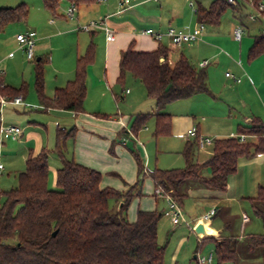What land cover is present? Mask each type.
Wrapping results in <instances>:
<instances>
[{"label": "crops", "instance_id": "1", "mask_svg": "<svg viewBox=\"0 0 264 264\" xmlns=\"http://www.w3.org/2000/svg\"><path fill=\"white\" fill-rule=\"evenodd\" d=\"M211 1L213 0H131L126 6L120 8L119 0H105L103 2L96 0V2L90 4H79L76 7L75 17L70 21H67L65 15L59 13L57 8L55 11H50L45 6H43L45 10L39 12L41 17L38 21L26 18L23 21V27L31 28L36 33L35 54H38V56L35 60L41 59L44 62L43 64L50 63L48 66L45 65L46 68L44 66V91L47 96L52 97L56 88L64 86L67 81L74 77L76 60L85 53L90 43L94 46V57L86 72L85 112L78 115L66 110L42 109L38 104L34 90L31 91V76L26 77L28 82L26 83L27 89L22 98L24 102L28 101L31 104L29 106L9 104L1 112L0 124H13L21 128V135L18 138L0 136V159L4 164L2 173L6 169L11 171L12 168L21 167L23 161L25 164L28 153L35 154L41 148L49 150V169L55 172V169L60 166V161L52 150L55 129L57 126L65 129L74 127L73 137L66 141L67 158H72L79 164L99 171L101 173V187H111L125 191L130 185L135 183L138 178L137 164L131 150L127 147L130 139L124 141L119 133L129 128L133 113L151 111L154 108V101L148 97L149 102L146 106L143 104L131 105L128 109H125L127 107L124 104L125 100L131 104L138 97L136 90L135 92L131 91L126 86L129 83H133L134 88L137 87V91L140 94L142 91V88H139L140 81L130 74L126 75L122 84L117 82L120 53L130 43H133V49L141 51H151L156 49L158 45H163L169 50L168 60L170 62L183 55L192 64L199 67L198 61L208 59L205 69L210 66L213 60L219 65L224 59V54L231 56L232 60L229 64L233 68V75L240 78V81H233L225 75L227 72L225 71L224 77L230 79L231 84H229V87L224 84L220 88V94L224 95L226 99L228 115L229 113L232 114V110L235 114V125L226 122L225 126H219L216 117L210 114L207 117H202L209 125H201V128L199 122L195 123L194 115L173 112V108L167 109L166 105L163 111L171 115L170 131H174V136L184 138L183 136L186 134L187 129L195 126L198 134L212 137L215 140L244 134L239 133V128L247 127L254 117L260 118L264 123V53L254 59H248V49L253 39L246 37L249 36L250 29L245 25L242 17L246 16L247 13L241 14L243 8H247L245 5L232 8L231 13L227 15L230 19L227 20L225 28H219L220 21L217 25H209V27H206L205 24V29L200 39L192 44H182L179 47H174L170 44L167 37H163L160 42H157L142 33V30L147 28L164 32L169 26L182 30H191L200 23L196 15V8L199 5L206 6ZM19 3H16V5ZM25 4L29 8V5ZM236 14L238 17H236ZM99 17L106 18V23L114 34L112 40L108 41L106 34L102 30L82 32L77 29L78 24ZM238 21L243 22L244 28L241 39L236 41L233 38V28ZM11 24L13 25V23H9L4 27L8 36H1L0 34V69L3 71V84L18 88L17 85H13V83L6 80L7 77L5 78L4 75L6 74L7 76V72L5 73L3 70V67L8 68L10 62L8 59L12 57L9 56L12 53L10 49L15 52L21 50L18 46L16 35L20 33L22 27L20 25L9 26ZM8 37H10V41L7 40ZM54 41H57L60 45L64 43V46L61 45V47H65L63 51L64 57H60V59H57L54 53L60 48V45L56 46ZM183 45L185 46L183 47ZM191 47L193 49H190ZM191 56L196 60L195 63H193L194 59L192 60ZM237 57L238 61L236 62ZM21 78L24 77L21 75ZM210 78L213 79V76ZM22 82L24 83L25 81L22 80ZM199 94L197 93L180 100L187 101ZM233 97L237 99H233ZM213 98L216 100L220 97L214 95ZM26 111L30 112L29 116L24 115ZM101 114H105L107 117ZM63 118L66 119V123L62 122ZM234 127L237 128L235 133L234 129H232ZM147 128V126H144L135 136L128 133L130 137L133 136L135 139L133 148L138 153L144 169V176L138 188L140 194L133 195L126 209V217L130 222L136 219L138 210H157L161 213L160 217L162 214L164 216L167 215V202L162 197L154 194L155 187L147 174L154 168L169 169L175 167L160 165L161 161L159 162L157 155L162 147L159 148L158 144H153L158 137H155L152 132H148ZM245 135V140L254 138L252 135ZM8 139L11 141L8 142ZM184 139L185 142L181 149L182 156V151L191 138H187L185 135ZM199 152L207 154V158L212 152V145H207L203 149L197 148V151L194 152L193 159L202 162L206 158L201 161L197 157L195 158V153L197 155ZM53 156L57 157L59 164L53 159ZM183 160L185 165L184 156ZM163 164L165 163L163 162ZM249 165H256V172L254 174L255 178H252V186H248L247 191H245L240 183V171ZM260 166H264V152L252 158L240 159L236 172L228 177L224 190L208 189L197 181L185 183L183 186L185 196L181 207L185 201L187 202V209L192 210V212H194L193 208L203 209L208 205L215 209V213L208 223L202 222L200 217L197 218L195 212L192 217L188 212L183 211L186 221L187 215L192 218L191 222L193 223L189 228L197 238L212 237L223 239L232 237V234H234L233 236H237V240H242L248 234H256L255 232L245 231L251 224V218L245 211H242L240 216L237 215L240 218L238 224H235L234 230L230 229L227 216H231L230 202L233 200L240 203L246 201L251 206L249 198L256 195L259 186H264V179H262V176H264L263 169ZM19 172L13 170L14 176L12 175L11 185L3 190L15 187L14 183H17L16 177ZM2 173L0 174L1 176ZM210 173L211 170L208 167L201 170L203 176L208 177ZM6 176L9 177V174H6ZM138 189L134 191L137 192ZM120 203V201H111V207H120ZM160 207L162 212L159 210ZM243 214H245V217H243ZM254 217L255 221H260L257 216L254 215ZM194 218L196 219L193 221ZM215 218L219 219L216 223L213 222ZM159 221L160 218L158 220L157 235L160 227ZM187 223L189 226L190 222L187 221ZM228 231L230 233H227ZM211 244L213 246V243ZM200 248L201 246L198 249ZM196 250H194L195 253L192 255V259L198 264L196 256L199 252Z\"/></svg>", "mask_w": 264, "mask_h": 264}, {"label": "trees", "instance_id": "2", "mask_svg": "<svg viewBox=\"0 0 264 264\" xmlns=\"http://www.w3.org/2000/svg\"><path fill=\"white\" fill-rule=\"evenodd\" d=\"M59 0H44V6L55 11ZM78 6L96 0H69ZM245 5L238 1L228 5L224 0H213L199 5L196 15L200 23L217 25L228 7ZM29 8L25 3L13 7H0V32L6 25L25 21ZM264 17V11L260 13ZM130 43L120 53L117 82L122 84L127 74L137 78L147 97L154 101V108L131 116L130 126L120 135H137L146 122L154 120L155 137L170 134L171 115L165 106L173 101L188 98L197 93H211L204 67H197L180 55L170 62L168 49L158 45L151 51L135 50ZM264 53V33L255 35L248 49V59ZM94 46L88 45L85 53L77 58L74 77L49 97L44 91V66L41 59L34 60V93L44 110L60 109L74 115L85 112L86 72L93 61ZM3 74H0L2 82ZM3 84V82H2ZM26 84L18 88L8 85L0 92L9 97L26 93ZM24 100V99H23ZM100 115V114H96ZM107 117L105 114H101ZM74 127L57 126L53 151L60 161L55 169V188L48 187L49 150L41 148L28 153L24 169L17 174L15 187L0 191V264H164L165 244L158 242L157 227L161 213L157 210H138L136 219L130 222L126 209L139 187L144 169L138 153L131 149L136 160L138 178L125 191L101 187V173L66 157V141L74 135ZM239 133L252 135L244 142L237 137L215 139L211 154L202 162L193 159L197 151V138L188 141L182 151L183 167L154 168L148 176L163 194H169L181 206L185 193L183 186L190 181L200 182L208 189L224 190L228 177L236 172L240 159L252 158L264 152V123L254 117ZM210 168V176L201 174ZM138 189L137 192L134 190ZM251 208L264 228V186H259L250 197ZM111 201L121 202L111 207ZM55 234L53 235V232ZM245 246L252 251L263 248L261 261L240 263L237 238L215 239L204 237L198 248L213 243L215 264H264V233L246 235Z\"/></svg>", "mask_w": 264, "mask_h": 264}, {"label": "rangeland", "instance_id": "3", "mask_svg": "<svg viewBox=\"0 0 264 264\" xmlns=\"http://www.w3.org/2000/svg\"><path fill=\"white\" fill-rule=\"evenodd\" d=\"M195 1H202V0H195ZM19 2H25L29 5V15H28L27 19L32 18L33 20L38 21L41 17L39 12L45 10L43 7L44 6L43 0H0V7H12V6L16 5V3H19ZM68 6H69V1L60 0L58 3V6H57V10L59 13L64 14V11ZM245 6L247 8L246 9L243 8V12L241 14L247 13V15H246L247 17L245 15L242 17V18H244L243 20L245 22V25H247L248 28L250 29V34H249V36H246V37H250L251 39H253V37L255 35H259V34L264 33V20L259 15L256 16L255 20H250L248 15L250 13L256 14L257 12L252 6H250L247 3H245ZM231 11H232L231 7H228L226 9V11L224 12V14L221 16L219 28H225V26L227 24V20L230 19L227 15L230 14ZM236 17H238L237 14H236ZM72 18H74V17H72ZM72 18L66 17V20L70 21ZM237 24H240L244 28L242 21H238ZM16 25H20L22 27L20 30V33H24L28 30H31V28H24L23 27V25H24L23 21L18 22V23L14 22L13 25L11 24L9 26H16ZM206 27H209V25H206ZM5 29H3V31L0 33L1 36H8V33L5 31ZM82 32H84V31H82ZM7 40L10 41V37H8ZM57 41H54L56 46L60 45L59 43H57ZM61 45L64 46V43H62ZM61 45H60V48L54 52L57 59H60V57H64L63 51L65 50V47H61ZM184 46L185 45H183V47ZM190 49H193V47H191ZM10 50L12 51V57L10 59H8V60H10V62L8 64V68L3 67L4 72L5 73L7 72V76L5 74L4 77L5 78L7 77L6 80L8 82H11V83H13V85H17L19 87L21 84H23L22 80L25 81L24 84H26V83H28L26 80L27 79L26 77L31 76V78H30L31 79L30 80L31 81V88H32L31 91L34 90V87H33L34 72H33L32 66L34 64V60L38 56V54H35L36 47H35L33 60H28L25 56V53L22 50H20L18 52H15L12 49H10ZM227 55L224 54V56H223L224 59L219 65L216 64V62H214L215 60H213V62H211V64H210V66L207 69H205L206 73H207L208 87H209V90L211 91L210 94L209 93H200L199 95H197V96H195L192 99H189L187 101L179 99L177 101L170 103L169 105L167 104V109L173 108L172 109L173 112L176 111V112L181 113V114L187 113L189 115L190 114L194 115L195 123L199 122L200 126L206 125V124L209 125L207 123V121H204V119L202 117H207L210 114H212L214 117H216V120L219 123V126H225L226 122H229L231 125H235V123H236L235 114L233 113V110H232V114L229 113V115H228V107H227L226 99L224 98V95L220 94V88L222 86H224V84L227 87H229V84H231L230 79H226L224 77L225 71L234 74L233 68L229 64L232 60L230 58L231 56L229 57ZM191 57H192L191 59L193 60L194 59L193 56H191ZM205 60H208V59H205ZM235 61L236 62L238 61V57L236 58ZM195 62H196V60L194 59L193 63H195ZM198 62H200V61H198ZM49 64L50 63L43 64V66H45V65L48 66ZM46 66H45V68H46ZM45 68H44V71H45ZM31 72L33 73V76H32ZM21 75L24 78H21ZM212 76H213V79H211V78L209 79V77H212ZM139 84H140L139 88L140 89L142 88L141 94L139 91H137V87L134 88L133 83H129L126 86L131 91L135 92V90H136L139 98L136 97V100L133 101L131 104H129L125 100L124 104L127 105V107L125 109H128L131 105L137 106V105L143 104L146 106L148 104L149 98L147 97V95L145 93V89H144L142 83L139 82ZM212 95L213 96L216 95L217 97H220L221 99L219 98V99L214 100ZM233 99H237V98L233 97ZM122 101H124V100H122ZM25 102L28 104H31L28 101H25ZM168 106H171V107H168ZM6 107H8V106H5L4 108H6ZM31 112H33V111H31ZM25 114L29 116L30 112L26 111V113H24V115ZM227 120H229V121H227ZM63 121L66 123L65 118L62 119V122ZM153 123H154L153 119L150 118L145 124V127L146 126L148 127L147 130L150 133L153 132V125H154ZM24 124H25V122H24ZM143 128H141V129H143ZM201 128H202V126H201ZM232 129H234V133H235L236 132L235 129H237V128L234 127ZM203 132H204V130H203ZM120 136H121V138L124 139V141H126V139H130V140H128L129 142H128L127 147L130 150L131 149L135 150L133 148V146H134L133 142L135 141L133 136L130 137L127 134L120 135ZM176 137H177L176 135L174 136V131H170V134L165 135V136H159L158 139L156 140V142H153V144L154 143L158 144L159 148L162 147L160 149V153L157 155V158H159V162L161 161L160 165H167L170 167H183L184 166V164H183L184 160H183V156L181 155V149H182L183 144L185 142V139H184L185 135L183 136L184 138H178V137L176 138ZM7 141L10 142L11 140L8 139ZM140 141H142V140L140 139ZM209 150H210V148H209ZM153 152H154V148H153ZM206 156H207V154H205L203 152H199L197 155L195 153V158L197 157L198 160H200V161L203 160L204 158H206ZM53 159H55L57 164H59L57 157L53 156ZM163 162L165 164H163ZM23 164H24V161L22 162L21 167L12 168L11 171H8V169H6L5 171H3V173L1 172L2 176L0 175V189L2 191H3V189H7L10 187L11 180H13V176H14L13 170L14 171H22L24 169ZM260 167L263 169V175H264V166H260ZM255 168H256V165H249V166H245L244 168H242L243 170L240 171L241 172L240 173V175H241L240 183L243 185V188L245 191H247L248 186H252V182H253L252 178L253 179L255 178V176H254V174L256 172ZM6 174H9V177H7ZM262 179H264V176H262ZM54 181H55V172H54V170L49 169V172H48V187L49 188H53V189L55 188V182ZM15 185L16 184L14 183V186ZM186 203L187 202H185V201L183 202L182 209H183V211L185 210L186 213L188 212L189 215L192 217H193L194 212H195L197 218H199L202 214H204L209 209H211V207H209V205H208V206H205L203 209L202 208H193L194 212H192V210L187 209ZM230 205H231L230 209L232 210L231 211L232 213H231V216L229 215V216H227V218L229 219L231 230H234L235 224H238L239 218H240L238 216L241 215L242 211H245L248 214L249 218H251V224H250L251 226L249 225L245 231L246 232L249 231L252 233L255 232L258 235L260 233L261 234L264 233V228H263L261 222L258 219H257L258 221H255L254 213L252 212V209H251V206L249 205V203L247 204L246 201L240 203V202H236L233 200L232 202H230ZM163 208H164V206H163ZM161 209L162 208L160 207L159 210L161 211ZM224 214H227V213H224ZM186 218H187V221L190 222L189 226H188L187 222H181L177 225H173L171 223V221L169 220V218L167 217V215L164 216L162 214V216L160 217V221H159L160 227L158 230V242L160 244L166 243L165 251H164V258H163L164 264H196L195 260L192 259V255L195 253L194 250L197 249L196 251H198L202 255H206L209 251L212 250L213 246L209 242L205 243L204 246H201V248L198 249L199 239L194 234V232L191 231L189 228L190 225H192V223H193V222H191L192 218L189 217L188 215L186 216ZM195 219L196 218H194L193 221ZM218 220H219L218 218H215L213 222L216 223ZM227 233H230V231H228ZM231 234H229V235H231ZM233 235L234 234H232V237L237 238V236H233ZM236 245H237L238 261L240 263H249V262L255 263V262L261 261V258H262L261 256H262V251H263V248L261 246H257L252 251H248L246 249V246H245V239L238 240Z\"/></svg>", "mask_w": 264, "mask_h": 264}, {"label": "built area", "instance_id": "4", "mask_svg": "<svg viewBox=\"0 0 264 264\" xmlns=\"http://www.w3.org/2000/svg\"><path fill=\"white\" fill-rule=\"evenodd\" d=\"M98 2H103L105 0H97ZM131 0H119L118 4L120 8L126 6ZM238 1H244L245 3L249 4L256 10V14L250 13L248 15L250 20H255L256 16H260V13L264 11V1L263 0H224L225 3L228 5H236ZM77 6L71 2H69V6L65 9L64 15L65 17H75L76 8ZM264 19V17H262ZM77 29L79 31L84 32H92L94 30H102L106 34V39L108 41L114 38V34L110 27L106 23L105 17H99L97 19H91L85 23L78 24ZM205 29L204 23H199L196 27L191 30H182L177 29L175 27L169 26L164 32L154 31L150 28L142 30V33L145 35L150 36L153 40L160 42L163 37H167L169 42L174 47H179L182 44H192L200 39V36ZM243 35V27L240 24H237L233 28V38L236 41H239ZM16 40L18 42L19 48L25 53V56L28 60L34 59V52H35V40H36V33L35 31L28 30L24 33H19L16 35ZM12 56V53L9 54ZM208 64V60H202L198 63L199 67H205ZM0 74H3V71L0 69ZM225 75L231 78L235 82H239L240 78L234 76L232 73L226 72ZM3 84L0 82V87ZM9 104L13 105H24L29 106V104L25 103L22 96L20 94L14 95L13 97H9L4 95L0 92V121H1V112L3 108ZM1 123V122H0ZM11 136L13 138H18L21 135V128L17 125L13 124H0V136ZM187 138H197V147L198 149H203L207 145H213L214 139L198 134L196 127L192 126L187 129L186 134ZM238 141L244 142L245 141V134H238L236 136ZM4 169V164L0 159V173ZM154 194L157 196L162 197L165 199L168 205V209L166 214L169 217V220L173 225H177L181 222H187L184 217V212L182 207L179 203L173 199L169 194H163L159 188H156ZM215 209L211 208L204 214L200 216V220L204 223H208L211 217L214 215ZM245 217V214H243ZM199 242L202 238H199ZM198 264H215V253L214 250L209 251L206 255H202L200 253L196 256Z\"/></svg>", "mask_w": 264, "mask_h": 264}, {"label": "water", "instance_id": "5", "mask_svg": "<svg viewBox=\"0 0 264 264\" xmlns=\"http://www.w3.org/2000/svg\"><path fill=\"white\" fill-rule=\"evenodd\" d=\"M119 205H121V203L119 204ZM200 229V228H199ZM55 234V231L53 232V235Z\"/></svg>", "mask_w": 264, "mask_h": 264}]
</instances>
